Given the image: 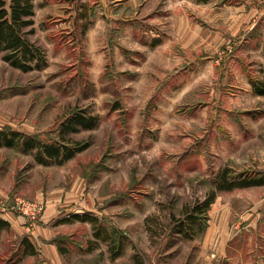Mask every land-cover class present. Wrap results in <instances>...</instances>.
Wrapping results in <instances>:
<instances>
[{
    "label": "rangeland",
    "instance_id": "374dc122",
    "mask_svg": "<svg viewBox=\"0 0 264 264\" xmlns=\"http://www.w3.org/2000/svg\"><path fill=\"white\" fill-rule=\"evenodd\" d=\"M28 20L30 68L0 54V214L22 222L0 264H264V185L222 188L264 179V0H33Z\"/></svg>",
    "mask_w": 264,
    "mask_h": 264
},
{
    "label": "trees",
    "instance_id": "16d2710c",
    "mask_svg": "<svg viewBox=\"0 0 264 264\" xmlns=\"http://www.w3.org/2000/svg\"><path fill=\"white\" fill-rule=\"evenodd\" d=\"M33 14V0H0V54L5 53L4 60L9 62L12 66L17 67L22 70L29 69V63L36 58V52L38 49L34 47L29 41L24 37L22 33V28L31 24L28 20ZM260 93V92H259ZM260 94H264L261 92ZM95 119L88 118L85 119L82 116H75L66 122L61 132L64 133L66 130L74 131L76 125L81 126L83 129H89L94 126ZM17 134L11 135L12 137ZM17 137V136H16ZM2 142L5 145L11 146L13 143L7 138H2L0 135V146ZM28 149H33L35 147H40L38 151L37 161L40 163H45L49 160L55 162H62L71 158L75 152L81 151L84 147H79L77 150L70 149L64 145H31L33 143H27ZM264 185V179L249 180L244 179L239 182H225V190H230L235 187H252V186H262ZM195 219L189 217V224H194ZM9 230V225L2 220H0V233L2 231ZM25 246L24 255L34 256V251L29 243L24 240Z\"/></svg>",
    "mask_w": 264,
    "mask_h": 264
},
{
    "label": "crops",
    "instance_id": "0c3cea01",
    "mask_svg": "<svg viewBox=\"0 0 264 264\" xmlns=\"http://www.w3.org/2000/svg\"><path fill=\"white\" fill-rule=\"evenodd\" d=\"M0 220H2L3 222H5V223H7L9 225V231L10 232L11 231L14 232L13 230H14L15 227H17V228L19 227L20 228V224H22L21 219L18 218V217L16 219V216H14L11 213L0 214ZM19 230H20V234H21V228ZM22 231H23V229H22ZM4 233H5V231H2L0 233V240H1V238H2V236H3Z\"/></svg>",
    "mask_w": 264,
    "mask_h": 264
},
{
    "label": "built area",
    "instance_id": "2783aa9c",
    "mask_svg": "<svg viewBox=\"0 0 264 264\" xmlns=\"http://www.w3.org/2000/svg\"><path fill=\"white\" fill-rule=\"evenodd\" d=\"M13 210L18 214H20L21 216H23L24 218H27L28 216H32L28 214V212L32 210V207L18 200L14 202Z\"/></svg>",
    "mask_w": 264,
    "mask_h": 264
}]
</instances>
